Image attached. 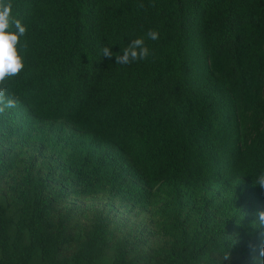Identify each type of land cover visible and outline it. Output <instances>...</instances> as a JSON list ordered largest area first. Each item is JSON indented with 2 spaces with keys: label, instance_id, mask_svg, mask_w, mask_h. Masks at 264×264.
Masks as SVG:
<instances>
[{
  "label": "trees",
  "instance_id": "obj_1",
  "mask_svg": "<svg viewBox=\"0 0 264 264\" xmlns=\"http://www.w3.org/2000/svg\"><path fill=\"white\" fill-rule=\"evenodd\" d=\"M11 2L0 264H260L264 0Z\"/></svg>",
  "mask_w": 264,
  "mask_h": 264
},
{
  "label": "clouds",
  "instance_id": "obj_2",
  "mask_svg": "<svg viewBox=\"0 0 264 264\" xmlns=\"http://www.w3.org/2000/svg\"><path fill=\"white\" fill-rule=\"evenodd\" d=\"M12 13L11 0H0V113H3L5 108H13L17 105V99L6 96V81L18 75L25 67L19 48L26 47V44L21 45V38L26 34V27ZM146 35L152 40L159 37V33L155 30H149ZM101 52L108 59L115 56L117 64L143 60L150 55L144 38L132 40L127 47L116 54L107 46L103 47ZM254 183L264 189V174H261ZM255 216L256 220L264 225V211H257ZM224 259L228 261L230 258L226 256ZM259 262L264 264V246L259 249Z\"/></svg>",
  "mask_w": 264,
  "mask_h": 264
}]
</instances>
